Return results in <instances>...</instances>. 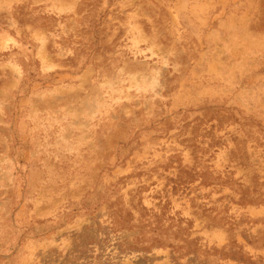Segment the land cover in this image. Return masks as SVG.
<instances>
[{"label":"rangeland","instance_id":"374dc122","mask_svg":"<svg viewBox=\"0 0 264 264\" xmlns=\"http://www.w3.org/2000/svg\"><path fill=\"white\" fill-rule=\"evenodd\" d=\"M0 264H264V0H0Z\"/></svg>","mask_w":264,"mask_h":264}]
</instances>
